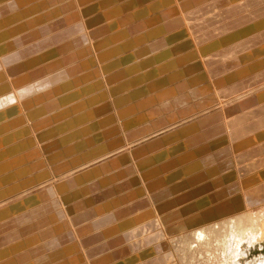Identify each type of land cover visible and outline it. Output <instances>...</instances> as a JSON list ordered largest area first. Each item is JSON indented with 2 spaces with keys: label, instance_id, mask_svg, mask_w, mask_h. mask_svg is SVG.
Wrapping results in <instances>:
<instances>
[{
  "label": "rangeland",
  "instance_id": "obj_1",
  "mask_svg": "<svg viewBox=\"0 0 264 264\" xmlns=\"http://www.w3.org/2000/svg\"><path fill=\"white\" fill-rule=\"evenodd\" d=\"M42 1L0 4V264H264L236 232L264 222V0Z\"/></svg>",
  "mask_w": 264,
  "mask_h": 264
},
{
  "label": "bare ground",
  "instance_id": "obj_2",
  "mask_svg": "<svg viewBox=\"0 0 264 264\" xmlns=\"http://www.w3.org/2000/svg\"><path fill=\"white\" fill-rule=\"evenodd\" d=\"M16 1V0H15ZM24 1H26V2H28L29 4H31L30 6H32V5H34V3L36 2V0H22V2H24ZM42 3H44L42 0H40ZM45 1V0H44ZM50 1H52V0H50ZM49 1V2H50ZM201 1V0H200ZM204 1H206V0H204ZM211 1V0H210ZM218 1V0H217ZM217 1H216V3H217ZM260 1V0H259ZM258 1V2H259ZM263 1V0H262ZM34 2V3H33ZM47 2V0L45 1V3ZM48 2V3H49ZM53 2V1H52ZM147 2V1H146ZM157 2V1H156ZM174 2H176V0H165V3H167V4H170V3H174ZM178 2V1H177ZM186 2H188V0L186 1ZM254 2H257V0H255ZM261 2V1H260ZM259 2V3H260ZM13 4L14 5V3L13 2H10V4ZM25 3V2H24ZM41 3V4H42ZM47 3V4H48ZM51 3V2H50ZM48 4L47 6L49 7L51 4ZM55 3V2H54ZM182 3V2H181ZM180 3V5L179 6H181L182 4ZM203 3V2H202ZM214 3V2H213ZM216 3H214V4H216ZM225 3H226V1H225ZM252 3V2H251ZM262 3V2H261ZM1 5L2 4H4V5H2V7H1V9H3V10H8V8L10 9V8H12V7H9L10 5H8L9 4V2H8V0H6V2H4V0H3V3L1 2L0 3ZM22 4V3H21ZM38 4H40V3H37V6L39 7V5ZM40 4V5H41ZM177 4V3H176ZM186 4V3H185ZM192 4H194V3H192ZM198 4H200V2L198 3ZM213 4V7L214 6H216V5H214ZM228 4V3H227ZM250 4V3H249ZM255 4H257V3H255ZM42 5H44V4H42ZM46 5V4H45ZM53 5V4H52ZM51 5V6H52ZM161 5V4H160ZM212 5V4H211ZM210 5V7H212ZM221 5V4H220ZM226 5V4H225ZM253 5V4H252ZM257 5H259V4H257ZM46 6V7H47ZM162 6V5H161ZM164 6V5H163ZM186 6H188L189 7V5H186ZM193 6V5H192ZM208 6V5H207ZM250 6V5H249ZM5 7H7V8H5ZM16 7V6H15ZM13 8V9H16V8ZM47 7V8H48ZM176 7V6H175ZM204 7H206V6H204ZM212 7V8H213ZM217 7V6H216ZM219 7V6H218ZM233 7V6H232ZM235 7V6H234ZM233 7V8H234ZM31 8V7H30ZM35 8V7H34ZM50 8V7H49ZM55 8V7H54ZM54 8H52V9H54ZM59 8V7H58ZM72 8V7H71ZM180 8V7H179ZM182 8V7H181ZM180 8V10L182 11L183 9H181ZM212 8H209V9H207L208 11L210 10V9H212ZM242 8V7H241ZM26 10H27V8H25ZM24 9V12L26 11ZM74 9H76V8H74ZM175 10L177 9V8H174ZM236 9V8H235ZM245 9V8H244ZM243 8H242V10H240V11H243L244 10ZM22 10V9H21ZM20 10V11H21ZM41 10V9H40ZM71 10V9H70ZM214 10H216V8H214ZM227 10V9H226ZM229 10V9H228ZM47 11V10H46ZM178 11V10H177ZM176 11V12H177ZM180 11V12H181ZM213 10H211V12H212ZM217 11V10H216ZM231 11V10H230ZM236 11V10H235ZM238 11V10H237ZM24 12H22L23 13V15H24ZM51 12V11H50ZM49 12V10H48V12L47 13H50ZM53 12H55V11H53ZM171 12H174V10H172ZM210 12V11H209ZM27 13H29V12H27ZM26 12H25V14H27ZM46 13V14H47ZM166 13V12H165ZM178 13V12H177ZM181 13H183V12H181ZM180 13V14H181ZM198 14L200 13V15H201V12L199 11V12H197ZM205 13V12H204ZM203 13V14H204ZM229 13V12H228ZM227 13V14H228ZM235 13V12H234ZM238 13V12H237ZM240 13V12H239ZM260 13V12H259ZM263 13V12H262ZM55 14V13H54ZM175 14V13H174ZM197 14V16H199L200 17V15H198ZM218 14V13H217ZM232 14V13H231ZM248 14V13H247ZM1 15V14H0ZM39 15H41V14H39ZM48 15V14H47ZM167 15V14H166ZM216 15V14H215ZM252 15V14H251ZM260 15V14H259ZM21 16V15H20ZM50 16H54V15H51L50 14ZM196 16V15H195ZM206 16V15H205ZM213 16V15H212ZM218 16V15H217ZM257 16V15H256ZM37 17H39L38 15H37ZM42 17H43V15H42ZM49 17V16H48ZM60 17V16H59ZM203 17V16H202ZM221 17V16H220ZM226 17V16H225ZM228 17H229V15H228ZM243 17V16H242ZM244 17H246V19L248 20V18H250L249 17V15L248 16H246V15H244ZM248 17V18H247ZM253 17H255L254 15L252 16V18ZM47 18V17H46ZM112 18V17H111ZM169 18V17H168ZM195 18V17H194ZM232 18V17H231ZM20 19V18H19ZM41 19V18H40ZM50 19H51V17H50ZM49 19V20H50ZM158 19V18H157ZM196 20H197V18H195ZM213 19H217L216 18V16H215V18H213ZM241 19V18H240ZM245 19V18H244ZM244 19L242 20V21H244ZM254 19V18H253ZM11 20H13V19H11ZM14 20H15V18H14ZM18 20V19H17ZM24 20V19H23ZM46 20V19H45ZM53 20V19H52ZM152 20V19H151ZM237 20V19H236ZM250 20V19H249ZM252 20V19H251ZM85 21V20H84ZM185 21V20H184ZM217 21V20H216ZM233 21V20H232ZM231 21V22H232ZM235 21V20H234ZM241 21V22H242ZM33 22H34V20H33ZM182 22H183V20H182ZM181 22V23H182ZM212 22H215V21H212ZM219 22V21H218ZM237 22V21H236ZM238 22H239V25H240V21L238 20ZM19 23H20V21H19ZM43 23V22H42ZM48 23V22H47ZM151 23V22H150ZM197 23V22H196ZM195 23V24H196ZM217 23V22H216ZM245 23H247V21L245 22L244 21V23H242V24H245ZM23 24V23H22ZM27 24V23H26ZM29 24V23H28ZM38 24H40V23H38ZM37 23H36V25H38ZM155 24V23H154ZM201 24V23H200ZM215 24V23H214ZM234 24H235V22H234ZM233 23H232V25H234ZM237 24V23H236ZM35 25V26H36ZM114 25V24H113ZM198 25V24H197ZM31 26H34V25H31ZM42 26V25H41ZM191 25H189V27H190ZM193 26V25H192ZM237 26V25H236ZM242 26V25H241ZM21 27V26H20ZM37 27V26H36ZM35 27V28H36ZM39 27V26H38ZM38 27H37V29H38ZM206 27V26H205ZM42 28V27H41ZM40 28V29H41ZM77 28V27H76ZM199 28V27H198ZM234 28H236L235 26H234ZM32 29V28H31ZM37 29H36V31H37ZM75 29V28H74ZM107 29H109V28H106L105 27V30H107ZM141 29V28H140ZM195 29V28H194ZM45 30V26H43V29H42V31H44ZM104 30V31H105ZM183 30V29H182ZM246 30V29H245ZM29 31H31V30H29ZM35 31V30H34ZM33 31V32H34ZM41 31V30H40ZM82 31V30H81ZM109 31V30H108ZM132 31V30H131ZM39 32V31H38ZM38 32H36L37 33V35H38ZM50 32V31H49ZM95 32V31H94ZM1 33V32H0ZM128 33H131V32H128ZM30 34H31V32H30ZM40 34V33H39ZM210 34V33H209ZM239 35V34H238ZM29 36V35H28ZM115 36V35H114ZM31 37V36H30ZM41 37V36H40ZM118 38H119V36H117ZM116 36H115V40L117 41V38ZM125 37V36H124ZM10 38V37H9ZM42 38V37H41ZM114 39V37H111V39ZM123 38V37H122ZM129 38V37H128ZM29 39V38H28ZM32 39V38H31ZM30 39V40H31ZM110 39V38H109ZM112 39V40H113ZM168 39V38H167ZM170 39V38H169ZM207 39V38H206ZM112 40H110L108 43H110ZM115 40H113V42L115 41ZM175 40V39H174ZM2 41V40H1ZM79 41V40H78ZM81 41V40H80ZM116 41H115V43H116ZM29 42H31V41H29ZM101 42V41H100ZM106 42V41H105ZM113 42H111V43H113ZM6 43V42H5ZM79 43V42H78ZM82 43H83V41H82ZM124 43V42H123ZM1 44V43H0ZM107 44V43H106ZM129 44V43H128ZM2 45H4V44H2ZM79 45V44H78ZM101 45V44H100ZM105 45V44H104ZM108 45V44H107ZM120 45H121V43H120ZM125 45V44H124ZM130 45V44H129ZM103 46V45H102ZM102 46L101 47H99V49L100 48H102ZM110 46V45H109ZM122 46V45H121ZM0 47H1V45H0ZM113 47V46H112ZM115 47V46H114ZM113 47V49H109V56H110V54H112L111 56H110V58H112L113 56L115 57L119 52H121V51H117L116 50V48H114ZM124 47V46H123ZM126 47V46H125ZM130 47V46H129ZM128 47V48H129ZM96 48V47H95ZM122 48V47H121ZM121 48H120V46H119V49L121 50ZM9 49V48H8ZM83 49V48H82ZM10 50V49H9ZM102 50V49H101ZM123 50H125V49H123ZM122 50V51H123ZM6 51V50H5ZM1 52V51H0ZM8 52V51H7ZM107 52V51H106ZM136 52V51H135ZM95 53V52H94ZM108 53H106V55H108ZM88 54V53H87ZM90 54V53H89ZM100 54H102V53H100ZM99 54V55H100ZM103 54H105V52H103ZM132 54V53H131ZM4 55V54H3ZM136 55H137V53H136ZM2 56V55H1ZM83 56V55H82ZM109 56H108V58H109ZM125 56V55H124ZM5 57H7L6 55H5ZM104 57V56H103ZM134 57H135V55H134ZM133 57V55H132V58H134ZM188 57V56H187ZM2 58V57H1ZM0 58V59H1ZM13 57H11L9 60H7V62H8V64L11 62V61H13V59H12ZM27 58V57H26ZM100 58V57H99ZM121 58V57H120ZM131 58V57H130ZM132 58H131V60H132ZM155 58V57H154ZM102 59V58H101ZM128 59V58H127ZM137 59V58H136ZM181 59V58H180ZM106 60H107V58H106ZM118 59H112V61L114 62V61H117ZM128 60H130V59H128ZM130 60V61H131ZM155 60V59H154ZM94 61V60H93ZM125 61H126V59H125ZM125 61H122V62H125ZM133 61V60H132ZM131 61V62H132ZM138 61V60H137ZM141 61V60H140ZM151 61H153L152 60V58H151ZM102 62V61H101ZM105 62V61H104ZM113 62H112V64H113ZM117 62H119V61H117ZM127 62V61H126ZM142 62H144V60L142 61ZM155 62V61H154ZM214 62V61H213ZM111 63V62H110ZM3 65V63H0V66H2ZM105 64H107V63H105ZM114 64H116L115 62H114ZM118 64V63H117ZM143 64V63H142ZM142 64H140V65H142ZM147 62L145 63V64H143L142 66V69L144 68V66H146L147 67ZM111 65V64H110ZM119 65V64H118ZM137 65V68H138V64H136ZM139 65V66H140ZM109 66V65H108ZM120 66V65H119ZM133 66H134V64H133ZM150 66V65H149ZM3 67V66H2ZM22 67V66H21ZM136 68V69H137ZM147 68H150V67H147ZM135 69V68H134ZM135 69V70H136ZM141 69V68H140ZM141 69V70H142ZM2 71L0 72V86H1V89H2V91L4 92V91H8V89L10 90V93L11 92H13L14 93V95H15V90H17V88H18V86L20 85V83H23L24 82V80H21V82H20V78L17 80L16 78V76H18V73H20V72H18V70L16 69V67H15V69H13L12 67H10V65H9V68H7V69H4V68H2L1 69ZM125 70V69H124ZM123 70V71H124ZM145 70V69H144ZM149 70V69H148ZM130 71V70H129ZM133 71V70H132ZM137 71H139V70H137ZM143 71V70H142ZM134 72V71H133ZM140 72V71H139ZM146 72H148V71H146ZM116 73V72H115ZM125 73V72H124ZM138 73V72H137ZM145 73V72H144ZM134 74V73H133ZM140 74V73H139ZM142 75V76H141ZM119 76H121V75H119ZM123 76H125V75H123ZM133 76V75H132ZM140 76L141 77H138V78H135V77H137V76H135L133 79H132V81H130V85H134V84H139V83H143V82H145V80H147L146 78H147V76L148 75H146V74H140ZM122 78V77H121ZM126 78H127V76H126ZM125 78V79H126ZM22 79V78H21ZM129 80H131L130 78H128ZM149 79V78H148ZM26 80V79H25ZM129 80H128V82H129ZM203 79L201 78V81H202ZM204 80H206L205 78H204ZM26 82H28V81H26ZM126 82V81H125ZM127 83V82H126ZM29 86V85H28ZM210 86V85H209ZM25 88H27V86L25 87ZM29 88V87H28ZM202 89V88H201ZM207 89V88H206ZM201 91H203V90H201ZM1 93V92H0ZM17 93V92H16ZM198 93H199V91H198ZM3 95V94H2ZM5 96V95H4ZM4 96H2L3 98H4ZM6 96H7V94H6ZM2 97L0 98V99H2ZM10 97V96H9ZM13 97V96H12ZM7 101H9V102H7ZM13 101H15V103H12ZM1 102V101H0ZM4 102V101H3ZM12 103V104H11ZM6 104H7V106H9L8 107V109H11L13 112L15 111V112H17L18 110H21V106H20V100H17V99H13V98H7V100H6ZM14 104V105H13ZM103 109H105L106 108V106H103L102 107ZM7 109V110H8ZM97 110V109H96ZM100 110V109H99ZM98 110V111H99ZM106 110V109H105ZM104 110V111H105ZM100 111H103L102 109L100 110ZM95 112H97V111H95ZM19 113V112H18ZM21 113V112H20ZM100 114V113H99ZM16 115V114H15ZM16 116H18V115H16ZM16 116H15V118H16ZM20 116V115H19ZM25 118V119H24ZM22 119H24V121L26 120H29V117H27V116H25V115H23V117H22ZM21 119V121L20 122H23V120ZM10 120H13V118L12 119H10ZM16 121V120H15ZM17 123H19V122H17ZM27 123H29V121L27 122ZM10 124V123H9ZM14 125V124H13ZM18 125V124H17ZM14 126H16V125H14ZM20 126V125H19ZM128 126V125H127ZM3 128V127H2ZM26 128V127H25ZM15 129V128H14ZM19 129V128H18ZM28 129V128H27ZM16 131V130H15ZM24 132V131H23ZM27 132V131H26ZM21 134V133H20ZM19 134V135H20ZM17 137V136H16ZM19 137H21V136H19ZM18 137V138H19ZM22 138V137H21ZM21 138H20V140H21ZM6 140H7V138H6ZM21 142H23V141H21ZM21 146V145H20ZM35 148V147H34ZM33 148V149H34ZM33 149L31 150L30 149V152L31 151H33ZM39 149V148H38ZM40 150V149H39ZM17 152V151H16ZM30 152H28V153H30ZM35 153V152H34ZM30 154H33V153H30ZM26 156H29V154L28 155H26ZM33 156H34V154H33ZM33 156H31V157H33ZM30 157V156H29ZM28 158V157H27ZM26 159V158H25ZM24 159V160H25ZM29 159V158H28ZM261 159V158H260ZM31 160V159H30ZM17 162V161H16ZM23 162V161H22ZM21 162V163H22ZM24 162H26V160L24 161ZM45 163V162H44ZM24 164V163H23ZM46 164V163H45ZM139 165V164H138ZM259 165V164H258ZM25 166V165H24ZM255 166V165H254ZM44 167V166H43ZM1 168V167H0ZM45 168H47V167H45ZM45 168H43V169H45ZM48 169V168H47ZM15 170V169H14ZM252 170V169H251ZM43 171V170H42ZM47 171V170H46ZM1 173V172H0ZM47 173V172H46ZM6 174H8V173H6ZM51 174V173H50ZM264 178V177H263ZM13 182V181H12ZM11 182V183H12ZM257 182V181H256ZM259 182V181H258ZM7 185V184H6ZM5 187V186H4ZM48 189V188H47ZM52 193H53V191H48V192H43V193H41L38 197H42L43 198V200H44V198L46 199L47 197H49L50 195L51 196H53L52 195ZM54 193H57V192H54ZM53 193V194H54ZM59 193V192H58ZM6 194V193H5ZM38 195V194H37ZM20 198V197H19ZM60 199V198H59ZM59 199H58V201H59ZM29 200V199H28ZM36 200V199H35ZM39 200V199H38ZM62 200V199H61ZM27 201V200H26ZM40 202V201H39ZM39 202H37L38 204H40ZM146 202V201H145ZM259 203V202H258ZM25 205H26V203H24ZM45 204H46V202H45ZM48 204V203H47ZM51 204V203H50ZM64 204V203H63ZM31 205V204H30ZM41 205V204H40ZM22 206H24V205H20V207H22ZM64 208V207H63ZM16 209H17V207L15 206V207H10L9 209H8V212L9 213H14L15 211H16ZM36 209V208H35ZM26 210V209H25ZM28 210V209H27ZM37 210V209H36ZM45 210V209H44ZM18 211V210H17ZM16 211V212H17ZM53 211V210H52ZM51 211V212H52ZM64 211H66L65 209H64ZM64 211L63 210H60V211H57V213H58V215L59 216H64V214L66 213H64ZM4 212V211H3ZM35 212V211H34ZM40 212V211H39ZM48 212V211H47ZM50 212V213H51ZM37 213V212H36ZM56 213V214H57ZM26 214H28V213H26ZM31 214V213H30ZM40 214V213H39ZM15 215V214H14ZM29 215V214H28ZM42 215H45V214H42ZM66 215V214H65ZM5 216H7L6 214H5ZM36 216V215H35ZM53 216V215H52ZM25 217V216H24ZM69 217V216H68ZM15 218V217H14ZM47 218H49V217H47ZM46 218V219H47ZM45 219V220H46ZM66 219V218H65ZM82 219V217L81 218H78V219H76V221L74 222V225L76 226L78 223H79V221ZM19 221V220H18ZM40 221V220H39ZM74 221V220H73ZM72 221V222H73ZM15 223H17L16 221H14ZM13 222V223H14ZM236 222H237V230H236V232H237V238H238V244L240 245V243L242 244V243H253V245H254V243L256 244V242H259L261 239H263L264 238V222H262V220H258V221H256V220H254L251 216H249V215H244V216H241L239 219H237L236 220ZM231 223H232V221H228V222H226L225 224H223L222 226H220L219 225V227L218 226H216V227H218V229H214V228H212V230H202V231H197L198 233H197V239H198V241H199V243L201 242V243H203V244H206V245H209V246H212L213 244H215V243H225V241H226V239L227 238H229L230 237V230H229V228L231 227ZM14 225V224H13ZM189 225V224H188ZM150 226V225H149ZM8 227V226H7ZM58 227V226H57ZM191 227V226H190ZM59 228V227H58ZM81 228V227H80ZM190 229V228H189ZM201 230V229H200ZM78 233V232H77ZM47 234V233H46ZM71 238V236L69 235L67 238H65L66 240H68V239H70ZM65 240V241H66ZM229 240V239H228ZM60 244V243H59ZM59 244H57V245H59ZM91 244V243H90ZM0 245H1V243H0ZM56 245V244H55ZM250 245H252V244H250ZM74 247H76V246H68L67 247V245H66V250L67 251H69V249H70V251H74ZM69 248V249H68ZM0 249H1V247H0ZM242 252H243V250H242ZM58 255V254H57ZM8 256V254H7V252L5 251V250H3V249H1L0 250V258H6ZM78 256V255H77ZM59 257V256H58ZM43 259V258H42ZM6 262V261H5ZM10 264H12V262L10 261L9 262ZM8 264V263H7ZM261 264H263V263H261Z\"/></svg>",
  "mask_w": 264,
  "mask_h": 264
}]
</instances>
